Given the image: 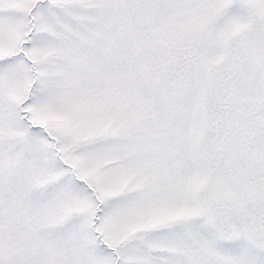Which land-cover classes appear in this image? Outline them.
Listing matches in <instances>:
<instances>
[{
	"label": "snow or ice",
	"instance_id": "6c2138e0",
	"mask_svg": "<svg viewBox=\"0 0 264 264\" xmlns=\"http://www.w3.org/2000/svg\"><path fill=\"white\" fill-rule=\"evenodd\" d=\"M0 264H264V0H0Z\"/></svg>",
	"mask_w": 264,
	"mask_h": 264
}]
</instances>
